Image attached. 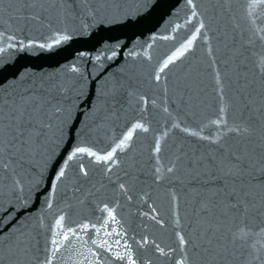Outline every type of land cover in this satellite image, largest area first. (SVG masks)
Returning <instances> with one entry per match:
<instances>
[{
    "label": "water",
    "instance_id": "obj_1",
    "mask_svg": "<svg viewBox=\"0 0 264 264\" xmlns=\"http://www.w3.org/2000/svg\"><path fill=\"white\" fill-rule=\"evenodd\" d=\"M251 2L0 0L4 123L10 107L22 105L39 133L15 163L0 160V264H127L115 259L127 251L136 264H176L185 254L176 233L195 239L208 223L220 226L213 253L189 245V264H264V4L250 15ZM193 35L191 49L160 72ZM220 107L229 126L248 124L251 132L215 144L200 139L222 131L211 124ZM137 123L147 131L137 129L112 161H68L77 147L106 155ZM230 193L249 204L246 244L232 241L240 218L235 209L225 215ZM202 202L215 205L208 220L197 215ZM61 216L66 229L89 225L81 233L87 243L74 239L52 257ZM92 239L110 241V251Z\"/></svg>",
    "mask_w": 264,
    "mask_h": 264
},
{
    "label": "snow or ice",
    "instance_id": "obj_2",
    "mask_svg": "<svg viewBox=\"0 0 264 264\" xmlns=\"http://www.w3.org/2000/svg\"><path fill=\"white\" fill-rule=\"evenodd\" d=\"M35 2V0H33ZM189 3H191V0H189ZM264 4V0H252V2L249 4L251 15V10L256 9L260 5ZM195 15V13H193ZM203 27V25H201ZM200 29H196V32H199ZM261 32H264V29H261ZM196 36L193 35L191 39L187 40V43L183 44L180 49L177 50V52L169 57L165 62L163 67L160 68V72H164L166 68L170 64H173L175 60L182 56L185 51L191 49L193 42L196 40ZM262 41H264V35H261L259 37ZM11 39V37H9ZM64 39H67V37H64ZM40 47H44V45H40ZM0 51H3V49H0ZM113 56L116 55V53L112 54ZM111 58V57H110ZM261 68V76H264V60H261L260 63ZM73 71H76L75 68H73ZM155 79L157 81L160 80V75L157 74L155 76ZM216 84L219 92L221 93V100L223 101V86L220 81L219 75L216 77ZM29 98H25L23 104L27 105L29 103ZM6 103V102H5ZM245 107H248L245 105ZM167 111V109H165ZM226 109L224 107L219 108L220 115L217 116L216 119L211 121V124L215 125L217 129H222L220 133L217 134L215 138L205 137V136H199L200 139L209 140L210 143H218L224 136L229 135L230 133H234L237 136L240 135H247L251 132V126L248 124L241 125H235V126H229L227 123V120L225 118ZM4 114H3V107L0 105V160L7 156L13 163H15L16 153L20 152L24 145L28 143V138L31 137L33 133L39 134L36 129H29L28 125L31 124L32 117L30 115L27 116L26 119V109L22 105H15L13 104L10 107V110L8 112V123H4ZM141 131H147V129L140 123L135 124L130 131L127 132V134L123 137L122 140H120L119 144L116 145L111 151L107 152L106 155H97L96 152L91 151L88 148L85 147H77L71 155L68 156V161H71L75 156L77 155H87L89 157H94L97 162H104L108 163L109 161L113 160V156L116 153V151L119 149L120 151H123L125 148L128 147L129 141L133 138V133L137 130ZM189 135L196 136L198 135L196 132L189 131L185 129ZM27 137V138H26ZM155 151L157 153L160 152V145L159 142H157ZM9 167L8 164H3V168L7 170ZM174 170L173 167L168 168V172H172ZM83 171V169H81ZM159 171V169H157ZM64 169L62 168L59 171V174L57 175L56 179L60 180L64 176ZM87 175V173H84ZM159 178V177H158ZM123 185H121V188L123 189ZM229 195L233 196L232 200H229L225 204V215H227V210L229 209H235L237 210V214L240 218L239 224H237L233 229H230L232 241L233 243L239 241L242 244H246L248 242V239L251 235H253L252 229L248 227L247 224V214L249 212V204L246 200L240 199L238 194L236 193H230ZM175 199V196L173 197ZM215 205H210L207 202H202L200 206V212L197 213V215L203 214V218L205 220H208L213 215V208ZM105 212H107L108 217L112 223H117L116 217L113 215L112 211H110L107 207L104 209ZM151 219L156 220L157 224H160L161 227H163V222L161 220L156 219L155 216L151 217ZM219 219V217H217ZM64 217L61 216L56 221V228L58 231L53 232L51 239V255L54 257L61 248L68 247L70 244L73 243V240H81L82 243H87V241L82 240L81 233H87L89 230L88 224H83L80 226L79 230L73 229V228H65L63 225ZM105 225L109 223V220L104 221ZM178 223V222H177ZM95 228V226H93ZM96 232L99 233L101 229L95 228ZM220 231L219 225H213L211 223H208L207 226H204L202 230L198 232V235L195 239H186L184 235H182L180 232L176 233V237L178 239V250L181 253H185L182 255L177 261L176 264H189V257L187 256L186 252L188 249V246L191 245L193 249L199 248L202 252L205 254L211 256L213 253L214 248V240L216 239L215 233ZM111 233H115L117 236L121 235V233L116 232V229L113 228L111 230ZM109 233V235H111ZM71 234V236H70ZM259 234L264 236V228H261L259 230ZM59 237V239H57ZM116 244H119L120 241L116 240L114 241ZM91 243L95 245L97 249H103L105 251H110L111 249V242L108 240H97L92 239ZM148 240L145 238L143 241V244H147ZM143 246V245H141ZM264 247V244L261 245ZM157 249L159 250L161 255H167L164 249L160 248L159 245H156ZM125 248H127V245H125ZM89 252L92 256H97V253L93 251L92 249H89ZM115 259L121 260V261H127V264H136V261L132 258L131 252L127 251L125 254H121L120 252L115 253ZM45 264H53V260L51 258L47 259L45 261ZM89 264H99L98 261L93 262L89 261Z\"/></svg>",
    "mask_w": 264,
    "mask_h": 264
}]
</instances>
